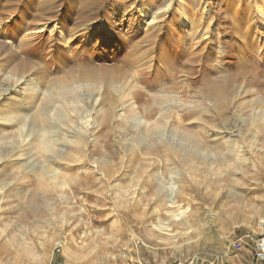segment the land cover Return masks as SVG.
I'll return each instance as SVG.
<instances>
[{
	"label": "rangeland",
	"instance_id": "374dc122",
	"mask_svg": "<svg viewBox=\"0 0 264 264\" xmlns=\"http://www.w3.org/2000/svg\"><path fill=\"white\" fill-rule=\"evenodd\" d=\"M263 221L264 0H0V264H264Z\"/></svg>",
	"mask_w": 264,
	"mask_h": 264
},
{
	"label": "bare ground",
	"instance_id": "6f19581e",
	"mask_svg": "<svg viewBox=\"0 0 264 264\" xmlns=\"http://www.w3.org/2000/svg\"><path fill=\"white\" fill-rule=\"evenodd\" d=\"M172 6V2L171 1H169V2H167V3H165L164 4V9H168V8H170ZM185 12V11H184ZM169 35L170 34H168L165 38H164V40H163V43H162V45H163V47L164 46H166V44H167V40H168V38H169ZM187 40H183V45H185V46H187ZM163 47H162V49H163ZM167 47V46H166ZM165 48V47H164ZM161 49V50H162ZM160 50V51H161ZM185 50H186V48H185ZM185 50L182 48V54L180 53V56H179V58L180 59H182V63L183 62H185L186 60H185ZM210 51V50H209ZM165 52V51H164ZM163 55H162V59L163 60H167V55H166V53H162ZM184 54V55H183ZM211 54V53H210ZM124 56V55H123ZM122 56V57H123ZM167 56V57H166ZM169 59V58H168ZM176 59V58H175ZM167 62V61H166ZM170 62V61H169ZM118 63V62H117ZM119 63H122L123 64V67H129L130 68V66L132 65V60H131V58H127V57H123V60H122V62L121 61H119ZM174 63V62H173ZM182 63H180L182 66H183V64ZM121 64V65H122ZM178 64V63H177ZM120 65V66H121ZM133 65H135V63H133ZM132 65V66H133ZM185 65H186V63H185ZM137 66H139V65H137ZM181 66V67H182ZM121 68V67H120ZM161 68V67H160ZM128 69V68H127ZM143 69H145V68H143ZM184 69V68H183ZM140 70V69H139ZM138 70V71H139ZM163 71V70H162ZM162 71H161V73H162ZM146 72V71H145ZM121 73V72H120ZM142 73H144V72H142ZM161 75V74H160ZM163 76V75H162ZM165 76V75H164ZM143 78V77H142ZM157 78V77H156ZM141 80V79H140ZM227 82V81H226ZM231 82V81H230ZM111 83H112V81H111ZM218 83V82H217ZM228 82H227V86H228ZM232 84V83H231ZM231 84H229V86L231 85ZM109 85L110 86H112L110 83H109ZM114 85V84H113ZM224 85V84H223ZM224 86L221 90H220V92L217 94L216 93V95H213V93L212 94H207L206 95V98L207 99H209V100H214L217 96L221 99V101L220 102H227L228 100H225L226 99V92H227V90L225 89V87H227V86ZM218 85H216V87H217ZM213 87H215V86H213ZM138 88V87H137ZM137 88L136 87H132L130 90H129V95H131L132 97H131V99L129 100V101H127V102H138V100H137V98H136V96H135V94L137 93V92H139V90H137ZM140 88V87H139ZM138 88V89H139ZM162 88V87H161ZM141 90V89H140ZM161 91H162V89H161ZM159 92V91H158ZM153 93V92H152ZM227 94H228V92H227ZM159 95V94H158ZM157 95V96H158ZM151 96H153V94L151 95ZM156 95L155 96H153V97H151L150 98V100L148 101V102H161V100H159V97H157ZM161 96V95H160ZM163 97V96H162ZM161 98V97H160ZM113 99V98H112ZM107 100V99H106ZM164 100H165V98H164ZM218 100V99H217ZM216 100V101H217ZM225 100V101H224ZM109 101V100H108ZM215 101V100H214ZM110 102H114V100H110Z\"/></svg>",
	"mask_w": 264,
	"mask_h": 264
},
{
	"label": "built area",
	"instance_id": "2783aa9c",
	"mask_svg": "<svg viewBox=\"0 0 264 264\" xmlns=\"http://www.w3.org/2000/svg\"><path fill=\"white\" fill-rule=\"evenodd\" d=\"M263 224H264V221H263ZM246 237L249 241H251L253 243L254 248L256 249L258 258L262 262H264V225H263V231H262V234L260 235V237L257 238L255 235H248ZM243 244H244L243 241H239V242H235V243L233 242V243H230L228 247H229V249L232 247L241 248V247H243Z\"/></svg>",
	"mask_w": 264,
	"mask_h": 264
}]
</instances>
